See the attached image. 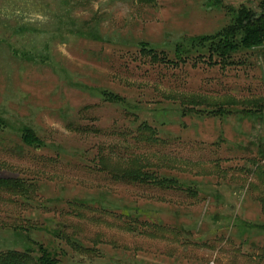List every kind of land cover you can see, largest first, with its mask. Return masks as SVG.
<instances>
[{
	"label": "rangeland",
	"instance_id": "obj_1",
	"mask_svg": "<svg viewBox=\"0 0 264 264\" xmlns=\"http://www.w3.org/2000/svg\"><path fill=\"white\" fill-rule=\"evenodd\" d=\"M261 1L0 0V179L23 187L0 189V253L29 234L61 264H264V46L175 68L137 46L172 57ZM139 158L179 186L112 180Z\"/></svg>",
	"mask_w": 264,
	"mask_h": 264
},
{
	"label": "trees",
	"instance_id": "obj_2",
	"mask_svg": "<svg viewBox=\"0 0 264 264\" xmlns=\"http://www.w3.org/2000/svg\"><path fill=\"white\" fill-rule=\"evenodd\" d=\"M145 3H154L155 0H142ZM231 23L225 29L217 32L214 35L202 36L192 39H180L172 47V57L167 55L165 51H157V48L150 44L140 42L137 44L142 57L148 59L151 63L162 65L163 67L175 68L186 63L189 59H207L209 62L213 58L219 61H214V64L227 65L232 64L231 59L234 54H239L243 51L252 48L264 46V0L260 3V10L256 12L254 9L239 7L231 9ZM84 23V24H83ZM77 26L75 22L70 23V33L77 38H87L93 41L104 40L98 34V29L92 27L85 22ZM30 28V27H29ZM23 32L38 33L35 29H23ZM109 42V41H108ZM10 49V48H9ZM14 56L23 60L34 62L40 61L46 55L38 56L31 55L28 52L16 51L12 53ZM48 60V57L45 59ZM104 99L108 102L127 103L124 99L111 94L110 92L103 93ZM141 139L145 142L156 143L155 133L150 130V127L145 123L139 126ZM23 144L29 147L39 148L41 142L35 137L30 129H23L21 135ZM130 168L122 169L119 172L111 174L112 180L116 182H125L134 185H158L162 186H179L177 179H156V174L152 170L143 167L142 160L139 158L131 160ZM22 182L19 180L0 179V189L4 190H22ZM16 234L20 240H23V252L8 251L0 253V264H61L55 253L43 246V244L33 241L29 234Z\"/></svg>",
	"mask_w": 264,
	"mask_h": 264
}]
</instances>
